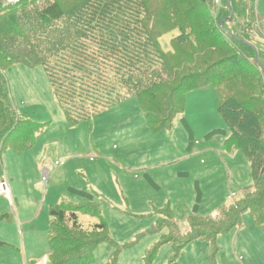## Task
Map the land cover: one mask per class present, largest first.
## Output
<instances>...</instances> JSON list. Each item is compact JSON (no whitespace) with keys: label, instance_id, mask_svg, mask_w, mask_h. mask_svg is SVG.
Wrapping results in <instances>:
<instances>
[{"label":"rangeland","instance_id":"374dc122","mask_svg":"<svg viewBox=\"0 0 264 264\" xmlns=\"http://www.w3.org/2000/svg\"><path fill=\"white\" fill-rule=\"evenodd\" d=\"M254 5L263 26L264 0ZM187 15L198 18L196 10ZM178 35L165 36L163 48ZM5 76L13 112L41 126L31 150L17 155L8 147L0 158V179L8 181L14 201L0 196V264H38L45 256L40 264H48L49 209L64 203H89L90 211L78 214L86 231L107 225L112 244L95 249L94 264H108L114 253L118 264H264V229L249 212L215 244L197 239L178 250L175 241L161 243L165 236L181 242L191 216L217 219L253 185L245 155L225 146L229 133L213 86L187 90L182 115L154 129L136 97L89 109L75 124L43 67L16 65ZM45 169L51 171L47 182ZM58 238H65L62 227Z\"/></svg>","mask_w":264,"mask_h":264},{"label":"trees","instance_id":"16d2710c","mask_svg":"<svg viewBox=\"0 0 264 264\" xmlns=\"http://www.w3.org/2000/svg\"><path fill=\"white\" fill-rule=\"evenodd\" d=\"M230 1L233 21L223 26L231 17L227 0H21L2 9L0 158L8 147L17 155L31 150L40 130L13 112L5 71L16 65L43 67L68 121L75 124L89 109L136 97L152 127L164 129L184 112L187 90L211 85L228 128L225 146L245 155L253 185L217 219L191 216L181 242L165 236L161 243L175 241L178 250L197 239L215 244L246 212L264 229V39L252 35L255 0ZM193 10L198 18L188 21L184 16ZM176 31L179 35L165 50L163 38ZM74 192L92 200L91 194ZM88 204L50 207L48 264L60 258V264H94L95 249L112 244L105 223L92 232L80 224L78 214L86 207L85 213L90 211ZM117 257L111 255L108 264H118Z\"/></svg>","mask_w":264,"mask_h":264},{"label":"built area","instance_id":"2783aa9c","mask_svg":"<svg viewBox=\"0 0 264 264\" xmlns=\"http://www.w3.org/2000/svg\"><path fill=\"white\" fill-rule=\"evenodd\" d=\"M215 4H220L221 0H212ZM21 0H0V12L2 9L9 7V6H16L20 4ZM254 32L252 35L254 37H260L264 39V25H261L260 20L257 18L255 24L253 25ZM43 180L48 181L51 177V171L49 169H45L42 172ZM0 196H3L7 200H11V190L8 184V181L5 179H0Z\"/></svg>","mask_w":264,"mask_h":264},{"label":"crops","instance_id":"0c3cea01","mask_svg":"<svg viewBox=\"0 0 264 264\" xmlns=\"http://www.w3.org/2000/svg\"><path fill=\"white\" fill-rule=\"evenodd\" d=\"M18 116H20V115H18ZM21 117V116H20ZM23 120H29L28 118H25V117H21ZM29 121H31V122H33L32 120H29ZM38 126H41L40 124H38ZM11 197H12V193H11ZM10 197V198H11ZM6 199V198H5ZM8 201H10V204L11 205H14V201H13V198H11V200L9 199ZM31 222V220H29L27 223H30ZM8 244V243H7ZM45 259H46V256L43 258V260H40V262L38 263V264H40V263H44V261H45Z\"/></svg>","mask_w":264,"mask_h":264},{"label":"water","instance_id":"95a60500","mask_svg":"<svg viewBox=\"0 0 264 264\" xmlns=\"http://www.w3.org/2000/svg\"><path fill=\"white\" fill-rule=\"evenodd\" d=\"M227 2H228V5H229V7H230V10H231V17H230L229 19L224 20V21L221 23L222 26H223L224 22H232V21H233V17H234V12H233L232 7H231V1H230V0H227ZM257 60L259 61L258 56H257Z\"/></svg>","mask_w":264,"mask_h":264},{"label":"bare ground","instance_id":"6f19581e","mask_svg":"<svg viewBox=\"0 0 264 264\" xmlns=\"http://www.w3.org/2000/svg\"><path fill=\"white\" fill-rule=\"evenodd\" d=\"M215 4V3H214Z\"/></svg>","mask_w":264,"mask_h":264}]
</instances>
